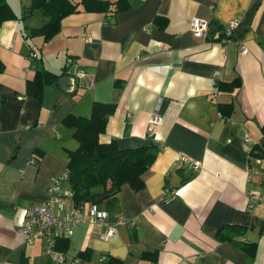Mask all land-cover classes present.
Returning a JSON list of instances; mask_svg holds the SVG:
<instances>
[{"label":"crops","instance_id":"0c3cea01","mask_svg":"<svg viewBox=\"0 0 264 264\" xmlns=\"http://www.w3.org/2000/svg\"><path fill=\"white\" fill-rule=\"evenodd\" d=\"M5 1L0 264H69L73 257L79 264L110 257L121 264H264V158L250 157L264 123V0H127L118 12L81 9L64 17L47 42L26 36L47 19L40 9L27 14L31 0ZM191 17L209 22L205 37L190 31ZM231 19L237 28L220 37L216 25ZM42 68L65 72L68 88L46 85L36 99L27 83ZM234 80L233 90L218 88ZM95 101L113 106L99 142L113 139L126 149L152 137L160 151L140 190L123 184L95 204L123 220L116 237L104 239L105 226L88 217L64 237L66 259L57 262L40 241L26 244L19 227L26 208L49 198L51 177L78 146L64 117H89ZM152 115L161 116L157 125ZM194 160L196 171L188 164ZM250 242L253 260L243 248ZM145 249L156 251L154 262L141 257Z\"/></svg>","mask_w":264,"mask_h":264},{"label":"trees","instance_id":"16d2710c","mask_svg":"<svg viewBox=\"0 0 264 264\" xmlns=\"http://www.w3.org/2000/svg\"><path fill=\"white\" fill-rule=\"evenodd\" d=\"M128 6L127 0H31L27 14L40 9L47 19L40 26L29 28L26 36H41L42 40L47 42L60 30L62 19L72 13L81 9L86 12H118ZM8 10L6 1L0 0V15L3 17ZM159 19L165 21L164 18ZM215 29L221 34L220 37H230L223 33V24H217ZM210 31L211 29L208 30ZM62 74L58 75L44 68L36 69L33 80L27 83V92L40 100L44 87L57 84ZM236 86L237 80L218 84L219 89L226 91H231ZM112 111V105L95 101L89 117L68 114L63 119L64 124L74 127L73 136L78 142L76 149L68 152L66 166L67 184L73 190V203L76 206L86 202L99 204L116 194L123 184H128L134 191L140 190L144 186L142 174L150 168L160 151L159 144L152 137H149V143L146 145L126 149L119 148L113 139L107 143L99 142L98 137L104 132L108 115ZM260 132L261 142L254 144L250 150V157L253 159L264 158V123L260 126ZM190 177L192 175L187 178ZM66 247L67 239L60 238L56 249L63 252ZM243 248L253 260L256 243L244 244ZM86 252L80 254V257L86 258L89 253ZM141 257L154 262L156 251L145 249ZM106 264H121V261L110 257Z\"/></svg>","mask_w":264,"mask_h":264},{"label":"built area","instance_id":"2783aa9c","mask_svg":"<svg viewBox=\"0 0 264 264\" xmlns=\"http://www.w3.org/2000/svg\"><path fill=\"white\" fill-rule=\"evenodd\" d=\"M190 31L199 37H205L208 29V21L198 17H191L188 21ZM238 26L237 19H231L223 23V33L225 36H232ZM239 50L242 54H248L247 48L241 43ZM83 69L76 71L77 75H82ZM161 116L152 115L149 119L151 125H157ZM34 158L30 162H34ZM185 162L186 159L183 158ZM193 171L200 168L199 161H189ZM68 169L62 173L53 175L48 185L49 198L40 203L31 205L24 210V217L19 231L24 237L26 244H33L36 241L42 243L43 251L50 258L57 262H64L65 255L56 249L57 241L72 233L73 228L84 222L88 217L95 222L103 224L105 230L102 232L104 239L116 237V225L122 223L121 218L110 219L109 214L99 209L95 204L86 202L80 206L73 203V190L67 184ZM253 191V199L258 198ZM252 199V200H253ZM79 257H73L69 264H79ZM155 264V263H154Z\"/></svg>","mask_w":264,"mask_h":264},{"label":"water","instance_id":"95a60500","mask_svg":"<svg viewBox=\"0 0 264 264\" xmlns=\"http://www.w3.org/2000/svg\"><path fill=\"white\" fill-rule=\"evenodd\" d=\"M58 84L62 90H66L68 88V76H63L58 80Z\"/></svg>","mask_w":264,"mask_h":264},{"label":"rangeland","instance_id":"374dc122","mask_svg":"<svg viewBox=\"0 0 264 264\" xmlns=\"http://www.w3.org/2000/svg\"><path fill=\"white\" fill-rule=\"evenodd\" d=\"M74 1H76V0H74Z\"/></svg>","mask_w":264,"mask_h":264}]
</instances>
